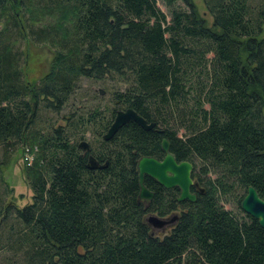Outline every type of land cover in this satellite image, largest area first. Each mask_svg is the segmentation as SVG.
Masks as SVG:
<instances>
[{
  "label": "trees",
  "instance_id": "trees-1",
  "mask_svg": "<svg viewBox=\"0 0 264 264\" xmlns=\"http://www.w3.org/2000/svg\"><path fill=\"white\" fill-rule=\"evenodd\" d=\"M202 2L210 26L190 0H0V165L33 151L30 201L0 197V264H264V230L239 207L248 186L264 199V0ZM26 41L53 49L31 82ZM105 78L123 84L107 114L40 126L39 109L58 114L80 79ZM125 108L154 126L103 140ZM162 139L192 166L193 202L148 177L153 196L137 200L136 161L161 159ZM148 213L175 220L155 234Z\"/></svg>",
  "mask_w": 264,
  "mask_h": 264
},
{
  "label": "rangeland",
  "instance_id": "rangeland-1",
  "mask_svg": "<svg viewBox=\"0 0 264 264\" xmlns=\"http://www.w3.org/2000/svg\"><path fill=\"white\" fill-rule=\"evenodd\" d=\"M190 2L206 25L210 26L211 17L207 13L202 0H190ZM157 6L163 13L167 14V8L160 1L157 2ZM261 35L264 37V23L262 25ZM21 49L24 56L22 70L24 72L25 79L29 82L37 80L47 71L49 63L53 57V49L47 44L36 45L29 41L23 42ZM121 87H123L121 82L110 78H105L100 81L80 79L78 81V88L74 92L73 96L58 114H54L49 110H38L39 124L40 126L45 127L47 123H51L53 126H62L65 124L64 118L69 112L85 115L87 112H91L93 109L98 108L101 113L107 114V111L113 107L110 101V92ZM84 135V138L87 141L92 139L90 132L87 131ZM22 146L10 152L8 162L5 165H0L1 178L6 184V187L10 189V192L6 193L4 185L0 182V197L5 198L6 196L10 202L18 207L28 203L31 196L30 190L28 189L23 177L24 161L22 160L21 154ZM221 204L226 209H233L231 202L221 201ZM151 214L153 216H157L154 213ZM173 215L174 213L167 217L170 218ZM168 229V227L165 228L164 232H167ZM154 233L159 234L155 231Z\"/></svg>",
  "mask_w": 264,
  "mask_h": 264
},
{
  "label": "water",
  "instance_id": "water-1",
  "mask_svg": "<svg viewBox=\"0 0 264 264\" xmlns=\"http://www.w3.org/2000/svg\"><path fill=\"white\" fill-rule=\"evenodd\" d=\"M128 121L134 122L139 127L148 130L154 126V123H147L141 116L136 114L132 109L125 108L117 110L113 119L103 134V140H109L115 132ZM160 148L163 152L161 159L150 156H141L135 164V171L138 184L137 200L147 203L153 194L143 184L144 177H148L165 189L176 188L178 196L176 201L187 200L193 202L195 194L190 191L191 187L202 192L196 181L190 177L192 166L188 161L182 160L177 162L172 153L169 152L168 143L165 139L160 142ZM90 167L96 168L99 165L89 157ZM240 210L256 220L257 224L264 230V199L260 198L253 187L248 186L242 197ZM175 215L172 217H158L148 213L145 216V222L155 228L156 233H164L165 228L172 226Z\"/></svg>",
  "mask_w": 264,
  "mask_h": 264
},
{
  "label": "built area",
  "instance_id": "built-area-1",
  "mask_svg": "<svg viewBox=\"0 0 264 264\" xmlns=\"http://www.w3.org/2000/svg\"><path fill=\"white\" fill-rule=\"evenodd\" d=\"M22 160L25 165H29L33 159V151L28 147L23 145L21 148Z\"/></svg>",
  "mask_w": 264,
  "mask_h": 264
},
{
  "label": "flooded vegetation",
  "instance_id": "flooded-vegetation-1",
  "mask_svg": "<svg viewBox=\"0 0 264 264\" xmlns=\"http://www.w3.org/2000/svg\"><path fill=\"white\" fill-rule=\"evenodd\" d=\"M141 202V201H140ZM149 202V201H148ZM148 202L145 204V203H143V202H141L144 206H146L147 204H148ZM173 214V213H172ZM171 215V214H170ZM169 216V215H168ZM166 217V216H165ZM154 230L153 231H155V228H153Z\"/></svg>",
  "mask_w": 264,
  "mask_h": 264
}]
</instances>
